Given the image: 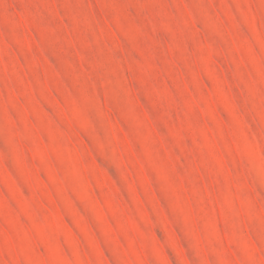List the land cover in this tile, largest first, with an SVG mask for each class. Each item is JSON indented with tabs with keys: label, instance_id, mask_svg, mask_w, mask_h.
I'll list each match as a JSON object with an SVG mask.
<instances>
[{
	"label": "rangeland",
	"instance_id": "374dc122",
	"mask_svg": "<svg viewBox=\"0 0 264 264\" xmlns=\"http://www.w3.org/2000/svg\"><path fill=\"white\" fill-rule=\"evenodd\" d=\"M0 264H264V0H0Z\"/></svg>",
	"mask_w": 264,
	"mask_h": 264
}]
</instances>
